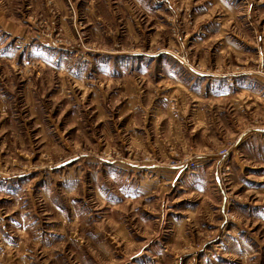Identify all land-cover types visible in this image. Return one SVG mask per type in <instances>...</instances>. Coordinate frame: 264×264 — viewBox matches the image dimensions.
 I'll list each match as a JSON object with an SVG mask.
<instances>
[{
	"label": "rangeland",
	"instance_id": "rangeland-1",
	"mask_svg": "<svg viewBox=\"0 0 264 264\" xmlns=\"http://www.w3.org/2000/svg\"><path fill=\"white\" fill-rule=\"evenodd\" d=\"M0 264H264V0H0Z\"/></svg>",
	"mask_w": 264,
	"mask_h": 264
}]
</instances>
